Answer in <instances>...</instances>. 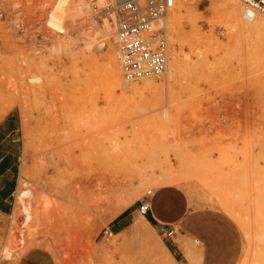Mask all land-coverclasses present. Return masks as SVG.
I'll list each match as a JSON object with an SVG mask.
<instances>
[{
    "label": "rangeland",
    "instance_id": "1",
    "mask_svg": "<svg viewBox=\"0 0 264 264\" xmlns=\"http://www.w3.org/2000/svg\"><path fill=\"white\" fill-rule=\"evenodd\" d=\"M3 1L0 131L7 118L18 126L21 159L0 214V264L34 246L55 264H264V14L247 21L239 3L238 24L227 0H176L166 72L125 82L93 0ZM211 91L254 92L261 109L244 118L256 125L216 131L228 117L209 110ZM168 182L181 191L160 189ZM149 189L170 237L142 222Z\"/></svg>",
    "mask_w": 264,
    "mask_h": 264
},
{
    "label": "built area",
    "instance_id": "2",
    "mask_svg": "<svg viewBox=\"0 0 264 264\" xmlns=\"http://www.w3.org/2000/svg\"><path fill=\"white\" fill-rule=\"evenodd\" d=\"M92 2L96 23L104 20L110 24L116 48V57L125 82L160 78L167 69L170 53L168 15L175 8L176 0H102ZM242 15L247 20L264 14V0H238ZM9 7L0 0V19L5 18ZM147 190L139 200L138 211L142 215L150 210ZM170 228L164 234L170 237ZM111 235L112 232L105 231Z\"/></svg>",
    "mask_w": 264,
    "mask_h": 264
},
{
    "label": "crops",
    "instance_id": "3",
    "mask_svg": "<svg viewBox=\"0 0 264 264\" xmlns=\"http://www.w3.org/2000/svg\"><path fill=\"white\" fill-rule=\"evenodd\" d=\"M211 97H214L209 103V110L211 112H219L223 117H228L222 119L218 124H215L214 129H225V134L228 130H232L238 127V121L241 122L243 126H253L255 120L250 117L248 119L244 118L246 111L260 110L261 108L255 102V93L250 92L247 94L243 93H231L221 92L216 95L215 92L211 91L209 93ZM235 120H232V118ZM8 132L5 133L3 124L1 125L2 130L0 131V214L6 213L9 209V201L11 196L16 193L18 187L19 176V164L21 159V147L19 144V138L16 136L18 131V126H12V119L7 118ZM212 123L210 121H205L202 125L203 129L207 130V133L212 129ZM216 156V153L213 154ZM164 192H174L181 191L178 186L165 185L160 187ZM166 203V202H163ZM154 223L156 225L167 226V230L174 228L173 224L158 218L152 210L150 203V210L148 211ZM126 216L120 217L113 224V229L118 232L123 228L122 221H124ZM146 219V218H145ZM151 226V223L146 219ZM167 248V247H166ZM16 264H55L54 257L52 253L45 247H29L27 248L18 258Z\"/></svg>",
    "mask_w": 264,
    "mask_h": 264
},
{
    "label": "bare ground",
    "instance_id": "4",
    "mask_svg": "<svg viewBox=\"0 0 264 264\" xmlns=\"http://www.w3.org/2000/svg\"><path fill=\"white\" fill-rule=\"evenodd\" d=\"M180 1V0H179ZM186 2L187 0H183V2ZM177 3V1H176ZM227 3H228V9L229 11L231 12V15L233 16V18L235 19V21L238 23V24H242V21H241V11H240V5H239V1L238 0H227ZM181 6V5H180ZM175 8H178L177 5H175ZM180 13V12H179ZM174 15V14H173ZM172 15V16H173ZM177 15V13H176ZM257 16V15H256ZM255 16V17H256ZM254 17V18H255ZM169 18V17H168ZM167 18V20H168ZM175 19L177 18L174 17ZM173 18V19H174ZM253 18V19H254ZM171 19V18H170ZM169 19V20H170ZM253 19H249V20H253ZM168 20V21H169ZM175 21V20H174ZM234 21V20H233ZM248 21V19H247ZM256 21V20H255ZM171 22V20H170ZM257 22V21H256ZM236 24V23H234ZM242 26V25H241ZM166 183V182H165ZM169 183V182H168ZM170 185H174V184H177V183H174V182H170L169 183ZM21 189L24 188L23 186L20 187ZM31 197V192H29L26 188L25 190H21L18 194V198H17V204L19 206V212L22 214L23 218H24V221L27 222L28 219L30 218V215H31V209H30V204H29V198ZM143 223H146L148 226H150V224L148 223V221L143 218L142 220ZM132 229L133 231L135 232V234L143 239H147L146 235L143 233V230H142V226L141 224L139 223V221H135L133 226H132ZM5 257H6V260H12V256L10 255V253H6L5 252Z\"/></svg>",
    "mask_w": 264,
    "mask_h": 264
},
{
    "label": "trees",
    "instance_id": "5",
    "mask_svg": "<svg viewBox=\"0 0 264 264\" xmlns=\"http://www.w3.org/2000/svg\"><path fill=\"white\" fill-rule=\"evenodd\" d=\"M146 214H148V212H147ZM147 217H148V220H149L151 223H154L153 219H152L150 216L147 215Z\"/></svg>",
    "mask_w": 264,
    "mask_h": 264
}]
</instances>
